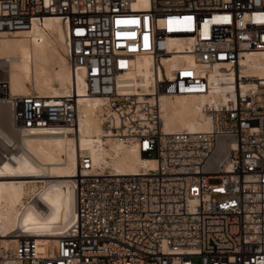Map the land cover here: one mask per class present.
<instances>
[{
    "label": "built area",
    "instance_id": "obj_1",
    "mask_svg": "<svg viewBox=\"0 0 264 264\" xmlns=\"http://www.w3.org/2000/svg\"><path fill=\"white\" fill-rule=\"evenodd\" d=\"M48 15L64 25L71 74L105 100L104 129L155 168L116 174L80 154L70 177L74 220L50 244L0 227V264H264V78L234 100L204 105L206 131H166L159 105L162 94L209 93L218 67H231L239 85L241 55L264 50V0H0V32ZM175 37L186 41L181 52L167 46ZM145 54L156 72L152 90L130 94L121 77ZM174 54L193 63L167 72ZM3 100L17 130L77 123L72 89L11 95L1 78Z\"/></svg>",
    "mask_w": 264,
    "mask_h": 264
},
{
    "label": "bare ground",
    "instance_id": "obj_2",
    "mask_svg": "<svg viewBox=\"0 0 264 264\" xmlns=\"http://www.w3.org/2000/svg\"><path fill=\"white\" fill-rule=\"evenodd\" d=\"M144 37V48H147L148 37ZM185 43L175 37L168 40L167 46L181 52ZM62 49L65 54L64 25L55 15L34 21L27 30L0 32V73L7 79L11 95L39 93L41 97L54 98L72 89L77 96L74 128L30 132L17 130L10 123L11 130L19 132L18 139H12L9 129L0 125V145L5 149L4 152L0 147L1 230L4 234L26 232L41 244L54 243L75 218L76 196L70 177L79 174L80 154H87L94 168L109 169L116 174H139L147 168H155L153 159L139 154L135 146L115 140L112 132L104 129V98L86 93L85 81L71 74ZM182 61L193 63V57L174 54L165 63L167 72ZM237 68L243 77L239 85L231 67L228 71L218 67L210 72L209 93L174 97L162 94L159 105L164 129H210V118L202 113V107L234 100L238 91L244 93L255 79L264 78V50L244 52ZM155 74L145 54L134 59L133 69L121 77L120 83L130 94H149ZM0 103L2 117L6 108H10L5 100Z\"/></svg>",
    "mask_w": 264,
    "mask_h": 264
},
{
    "label": "rangeland",
    "instance_id": "obj_3",
    "mask_svg": "<svg viewBox=\"0 0 264 264\" xmlns=\"http://www.w3.org/2000/svg\"><path fill=\"white\" fill-rule=\"evenodd\" d=\"M62 53H63V55L65 56V54H64V50L62 49ZM0 65H2V62H1V60H0ZM2 78V73H0V79ZM32 90V91H31ZM30 91L31 92H36V90L35 89H31ZM36 93H38V92H36ZM39 94V93H38ZM173 99V98H172ZM0 105H2L1 103H0ZM1 108H2V106H1ZM9 108V107H8ZM3 109V108H2ZM3 111H4V109H3ZM5 112V111H4ZM12 121V117H11V112H10V110L9 109H7L6 108V112L4 113V115L2 116V117H0V125L3 127V128H5L6 130L7 129H9L8 130V134L12 137V139H18V136H19V132L18 131H13V130H11V126H10V123H12L11 122ZM72 139V138H71ZM2 146V144L0 145V147ZM3 147V149H4V146H2ZM4 152H5V149L3 150ZM57 152H58V150H56ZM0 153H2V148H0ZM64 162H67V159H64L63 160ZM211 182L212 183H216V182H218V180L217 179H213V180H211ZM38 185H41V184H38ZM43 185V184H42ZM194 260L195 261H198V258L197 257H195L194 258Z\"/></svg>",
    "mask_w": 264,
    "mask_h": 264
}]
</instances>
